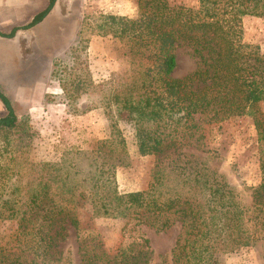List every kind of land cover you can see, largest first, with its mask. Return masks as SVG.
<instances>
[{
    "label": "trees",
    "instance_id": "trees-1",
    "mask_svg": "<svg viewBox=\"0 0 264 264\" xmlns=\"http://www.w3.org/2000/svg\"><path fill=\"white\" fill-rule=\"evenodd\" d=\"M55 2L47 0L29 22L0 36L10 38L17 30L37 25ZM196 2V9H191L169 5L167 0H137L135 18L111 14L83 18L66 51L53 55L49 76L57 82L65 105L77 102L88 87L96 89L108 109L112 139L99 143L106 151L98 162L91 161L87 172L61 170L50 162L41 165L46 180L61 185L51 193L59 203L48 197L50 205L44 207L38 196H32L22 212L11 210L6 217L18 218L21 234L32 237L25 242L30 248L13 255L0 253V264L45 263L55 236L62 237L67 228L76 236L75 206L86 200L90 218L125 219L155 231L178 224L179 237L159 264H168V259L171 264H222L221 256L263 241L264 173L251 189L249 208L244 207L222 173L192 159L184 148L198 140L200 125L237 118L249 120L264 146L260 107L264 55L240 41L241 19H264V0ZM92 35L119 40L126 62L122 71L111 73L97 86L89 80L84 58ZM181 45L190 49L197 63L192 73L175 78L174 50ZM0 103L5 111L0 133L25 132L1 91ZM116 121L131 124L139 156H154L144 190L120 193L116 189L113 168L120 158L114 155L124 153ZM75 239L77 264H150L149 244L142 236L111 253L103 250L97 237Z\"/></svg>",
    "mask_w": 264,
    "mask_h": 264
},
{
    "label": "rangeland",
    "instance_id": "rangeland-1",
    "mask_svg": "<svg viewBox=\"0 0 264 264\" xmlns=\"http://www.w3.org/2000/svg\"><path fill=\"white\" fill-rule=\"evenodd\" d=\"M55 3L53 15L40 27L39 34L24 33L23 39L17 40L21 42L19 49L2 48L0 55V91L25 128V132L0 133V211L4 217L0 218V253L5 255L27 252L30 247L25 242L32 238L21 234L18 218L6 217L12 209L22 212L31 203L32 196H38L37 202L44 207L50 205L48 197L59 203L51 193L60 190L61 185L46 180L41 165L50 162L61 170L87 172L91 161L98 162L106 151L99 143L112 139L108 109L103 107L96 89L88 87L77 102L65 105L57 82L49 76L53 55L66 51L83 18L107 14L135 18L137 15V0H56ZM167 3L197 7L196 0H167ZM240 32L243 44L256 46L264 55L263 18L243 17ZM18 53L20 57L16 59ZM174 54L175 78H183L195 70L197 60L187 46H178ZM84 58L93 86L126 66L123 44L109 36L89 37ZM260 107L264 111V104ZM4 113L0 103V117ZM116 128L124 143V153L114 155L120 158L113 168L116 189L120 193L144 190L150 180L154 156L137 154L130 123L116 121ZM196 136L198 140L191 141L184 152L222 173L237 201L249 208L251 189L259 184L264 173V146L257 141L249 120L237 118L200 125ZM75 214L79 223L76 236L97 237L108 253L137 241L138 236L147 239L150 264H159L160 257L168 256L180 234L178 224L155 231L145 225H134L135 221L90 218L88 200L75 206ZM61 235L55 236L43 264L78 263L75 232L67 228ZM220 260L222 264H264V239L221 256ZM167 262L171 264L169 259Z\"/></svg>",
    "mask_w": 264,
    "mask_h": 264
},
{
    "label": "crops",
    "instance_id": "crops-1",
    "mask_svg": "<svg viewBox=\"0 0 264 264\" xmlns=\"http://www.w3.org/2000/svg\"><path fill=\"white\" fill-rule=\"evenodd\" d=\"M46 3L47 0H0V33L8 34L12 28L22 26L29 22L35 14L45 8ZM55 7L56 3L44 19L37 25L27 30H17L10 38H3L0 36V55L3 54L2 48L19 49V44L21 42L19 43L17 40L23 39L24 33L32 32L39 34L41 31L40 27L45 25V22L53 15ZM19 57L20 53L15 56L16 59Z\"/></svg>",
    "mask_w": 264,
    "mask_h": 264
}]
</instances>
